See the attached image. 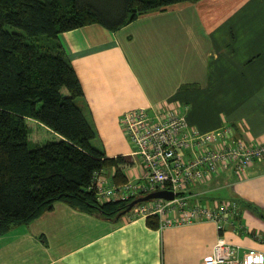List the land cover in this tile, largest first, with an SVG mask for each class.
<instances>
[{"label": "crops", "instance_id": "0c3cea01", "mask_svg": "<svg viewBox=\"0 0 264 264\" xmlns=\"http://www.w3.org/2000/svg\"><path fill=\"white\" fill-rule=\"evenodd\" d=\"M55 42L82 85L75 102L95 131L92 145L124 157L100 172L108 184L116 168L141 180L142 159L120 123L131 109L174 110L200 132L231 125L247 144L264 139V0L176 3L114 31L98 23L63 31ZM186 193L209 207L235 200L238 213L219 232L212 220L107 218L58 200L0 232V264H203L220 234L264 253V156L244 173L224 166Z\"/></svg>", "mask_w": 264, "mask_h": 264}, {"label": "trees", "instance_id": "16d2710c", "mask_svg": "<svg viewBox=\"0 0 264 264\" xmlns=\"http://www.w3.org/2000/svg\"><path fill=\"white\" fill-rule=\"evenodd\" d=\"M192 1L0 0V232L58 200L107 218L133 200L96 199L94 173L124 157H107L92 145L95 131L75 102L82 85L57 35L92 23L114 31L145 13ZM127 181L116 168L113 184Z\"/></svg>", "mask_w": 264, "mask_h": 264}, {"label": "built area", "instance_id": "2783aa9c", "mask_svg": "<svg viewBox=\"0 0 264 264\" xmlns=\"http://www.w3.org/2000/svg\"><path fill=\"white\" fill-rule=\"evenodd\" d=\"M120 123L135 147L132 154L142 159L141 180L108 184L100 172H95L91 188L96 199L99 202L129 200L152 191L170 189L175 193L173 199L136 203L128 211L130 217L158 215L163 217L162 225L206 219L216 222L221 232L230 216L238 213L236 201L229 200L218 207L191 203L187 188L196 181L214 176L227 165H232L235 173H244L251 162L264 156V139L256 144L235 139L231 125L200 132L189 127L184 114L174 110L161 112L153 107L125 111ZM169 213L175 215L168 216ZM203 264H264V253L241 251L220 234Z\"/></svg>", "mask_w": 264, "mask_h": 264}, {"label": "water", "instance_id": "95a60500", "mask_svg": "<svg viewBox=\"0 0 264 264\" xmlns=\"http://www.w3.org/2000/svg\"><path fill=\"white\" fill-rule=\"evenodd\" d=\"M174 196H175V193L170 189H160V190L149 192L146 195H143V196H140V197H137L131 200L128 203L127 207L124 210H122L118 216H121L127 213L131 209V207L136 203H139L142 201H148L151 199H159V198L171 200L174 198Z\"/></svg>", "mask_w": 264, "mask_h": 264}, {"label": "rangeland", "instance_id": "374dc122", "mask_svg": "<svg viewBox=\"0 0 264 264\" xmlns=\"http://www.w3.org/2000/svg\"><path fill=\"white\" fill-rule=\"evenodd\" d=\"M6 28L8 29V30H13V31H17V32H20V33H22V34H24V32L22 31V30H20V29H18V28H16V27H13V26H9V25H7L6 26ZM25 35V34H24ZM124 133H125V131H124ZM126 134V133H125ZM127 136V135H126ZM131 143V142H130ZM132 144V143H131Z\"/></svg>", "mask_w": 264, "mask_h": 264}]
</instances>
